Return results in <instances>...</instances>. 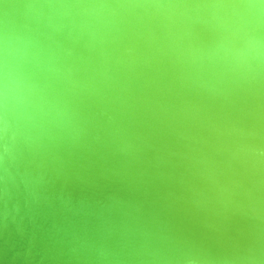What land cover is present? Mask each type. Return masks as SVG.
Wrapping results in <instances>:
<instances>
[{"label":"water","instance_id":"water-1","mask_svg":"<svg viewBox=\"0 0 264 264\" xmlns=\"http://www.w3.org/2000/svg\"><path fill=\"white\" fill-rule=\"evenodd\" d=\"M0 264H264V0H0Z\"/></svg>","mask_w":264,"mask_h":264}]
</instances>
